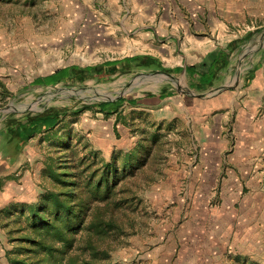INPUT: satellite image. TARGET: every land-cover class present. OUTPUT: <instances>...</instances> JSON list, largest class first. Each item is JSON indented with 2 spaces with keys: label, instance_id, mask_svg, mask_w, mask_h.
<instances>
[{
  "label": "rangeland",
  "instance_id": "1",
  "mask_svg": "<svg viewBox=\"0 0 264 264\" xmlns=\"http://www.w3.org/2000/svg\"><path fill=\"white\" fill-rule=\"evenodd\" d=\"M150 2L162 9L156 18L152 9L149 19L140 20L152 30L143 37L130 26L137 14L128 1L131 17L123 19L126 10L120 14L114 0H0V217L3 208L39 197L43 160L51 152L49 141L37 136L9 164L14 154L6 141L7 122L48 110L73 112L123 95L139 101L112 114L95 109L69 113L59 126L62 133L71 131L74 142L88 140L107 159L114 151L133 147L142 133L158 140L154 157L123 182L128 189L120 192L127 197L128 214L122 217L127 234L117 239L113 259L121 264H244L247 259L264 264V178L262 189L245 198L259 206H245L244 193H224L221 178H212L216 160L222 168L230 167L237 143L235 112H226L228 84L221 80L209 90L194 89L184 73L171 75L143 65L125 69L122 64L82 81L33 84L66 66L100 69L106 61L135 52L163 55L172 47L178 58V43L187 40L181 23L186 27L190 21L206 43L217 39L224 23L232 35L240 29L244 41L235 54L237 63L240 58L248 61L264 45V0ZM162 13L166 31L158 34ZM142 43L145 50L138 48ZM159 94L166 96L148 103ZM223 143L218 155L215 148ZM193 173L205 179L194 184ZM225 173L223 168L218 175ZM191 185L195 187L189 192ZM0 232V260L7 264L8 235L3 227Z\"/></svg>",
  "mask_w": 264,
  "mask_h": 264
},
{
  "label": "trees",
  "instance_id": "2",
  "mask_svg": "<svg viewBox=\"0 0 264 264\" xmlns=\"http://www.w3.org/2000/svg\"><path fill=\"white\" fill-rule=\"evenodd\" d=\"M142 59L134 56L106 61L100 69L95 65L66 66L35 78L33 84L82 81L93 73H111L118 64L127 69L131 62ZM149 64L158 65L154 61ZM180 70L173 68L174 72ZM138 101L120 95L73 112L48 110L7 122L6 141L14 154L9 164L16 163L28 142L37 136L49 141L51 148L43 160L39 197L2 209L0 227L8 235V246L4 245L7 264H121L112 257L117 239L127 234L122 220L128 214L124 206L127 197L120 192L128 191L127 182L123 183L127 176L135 175L154 157L160 148L158 140L142 133L133 147L114 151L107 159L88 140L79 137L74 142L71 131L62 133L59 126L69 113L95 109L112 114L126 103L134 105ZM244 264L256 263L247 259Z\"/></svg>",
  "mask_w": 264,
  "mask_h": 264
},
{
  "label": "crops",
  "instance_id": "3",
  "mask_svg": "<svg viewBox=\"0 0 264 264\" xmlns=\"http://www.w3.org/2000/svg\"><path fill=\"white\" fill-rule=\"evenodd\" d=\"M114 1L118 6V11L120 14L122 11L126 10V14H124L122 17L123 19L126 17H131V14L127 15L130 13V9L125 5V3L128 1L132 4L131 7L133 13L136 12L135 14H137L134 18L135 23H130L131 28L134 29L133 32H136V35L138 36L149 37V33H151L152 30H147L146 28H149V26L140 25L139 22L141 19H149L151 17L150 13L152 9L154 10L155 14L154 18H156V13L160 14V9H162L161 6H158L157 8L152 7L150 0ZM161 16H163V13L159 16L158 25L160 30L158 32L155 31L158 34L166 31V28L162 26V22L164 21L162 20L163 17ZM181 24L183 26L184 32L186 31L187 40L183 43V45L178 43V58L173 56L172 47H170L169 53L166 52L163 55H157L150 51H142L135 52L118 59L121 60L126 57L140 56L143 58L142 60L133 61L131 62L132 65H130H143V67L149 66L151 68H159L160 70L163 69L162 71H165L171 75L180 72L184 73L189 86L194 89L201 88L204 90H209L221 80L225 85L228 84V89L226 90L228 107L226 112L229 115L232 114V112H235L237 124L236 130H238L237 143L234 152L229 158V162L231 164L228 165H230V167L225 165L223 167L226 171L224 176L218 175L221 169H223L222 162L220 159H218L216 160L215 164L216 175H214L212 178H221V188L223 189L222 192L224 193H244L245 195L242 198V203H244L245 206H259L257 202L251 204L247 203L245 200L249 196L257 194L258 191L262 189V180L264 178V171L262 170V163H264V45L261 46L258 51L254 53L249 59H247L248 61H242L240 58L239 62L237 63L235 61V54L241 42L244 41V39H242L244 35L241 34L240 29L233 31L232 35L230 29L224 23L222 28H220L221 30L219 29L218 31L217 39L210 40L208 43H206L199 40L198 32L196 31L198 28L195 26L196 30L194 31L191 26V21L185 22L186 27H184L183 23ZM176 29L179 30V23ZM164 47H168L167 44H165ZM138 48L144 50L146 49L144 43L140 44ZM151 61L157 62L158 65H150L149 63ZM237 65L239 68L238 73L236 77H232L236 74L235 71L237 69ZM170 67H172V69ZM175 67L181 68L180 72H174L173 68ZM64 81L66 80H61L58 83ZM70 81L71 80L66 82ZM204 81H209L210 84L204 85ZM165 96L166 95L159 94L158 97L149 98L150 101H148V103L154 104L157 100H153V102H151L152 99H158V101H161ZM221 129H223L222 125ZM225 146L226 143H223L220 148H215L218 150V155H220L221 149ZM204 161L205 158L203 156L202 160L200 161L201 164H199L198 167L199 171L200 169H203L202 164H204ZM201 175L202 174L195 176L193 173L191 179L195 181L194 184L196 181H202L205 179L204 177L200 178ZM179 176H181V178L183 177L182 175ZM191 186L192 187L189 189V192H191L193 187H195L194 185ZM181 212L182 206H178V216ZM204 257L209 258L207 255Z\"/></svg>",
  "mask_w": 264,
  "mask_h": 264
},
{
  "label": "water",
  "instance_id": "4",
  "mask_svg": "<svg viewBox=\"0 0 264 264\" xmlns=\"http://www.w3.org/2000/svg\"><path fill=\"white\" fill-rule=\"evenodd\" d=\"M117 97H118V96H117ZM117 97H116V98H117ZM116 98H114V99H116ZM114 99H112V100H114Z\"/></svg>",
  "mask_w": 264,
  "mask_h": 264
}]
</instances>
